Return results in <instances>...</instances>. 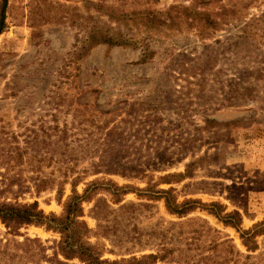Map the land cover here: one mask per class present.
Listing matches in <instances>:
<instances>
[{
  "label": "rangeland",
  "instance_id": "374dc122",
  "mask_svg": "<svg viewBox=\"0 0 264 264\" xmlns=\"http://www.w3.org/2000/svg\"><path fill=\"white\" fill-rule=\"evenodd\" d=\"M185 6L224 24L193 22ZM148 11L166 24L142 27ZM4 17L1 200L59 216L74 176L80 194L96 178L112 180L133 191L118 205L105 193L83 204L88 241L104 246L103 259L158 254L156 264H196L192 256L210 252L221 261L225 241L249 255L235 229L201 210L177 219L143 190L155 184L173 188L178 202L219 203L241 214L243 230L264 221V0H7ZM92 28L117 29L136 47L84 55ZM63 131L66 142L51 138ZM93 162L103 173L87 174ZM36 168L57 184L67 168L74 173L59 196L56 187L36 191ZM27 239L38 242L18 246ZM59 241L44 227L9 234L0 223L6 264H55Z\"/></svg>",
  "mask_w": 264,
  "mask_h": 264
},
{
  "label": "trees",
  "instance_id": "16d2710c",
  "mask_svg": "<svg viewBox=\"0 0 264 264\" xmlns=\"http://www.w3.org/2000/svg\"><path fill=\"white\" fill-rule=\"evenodd\" d=\"M7 7V0H0V35L4 32L6 28L5 24V11ZM185 16L189 17L193 22L198 21L203 22V26L206 25L208 28L215 30L224 24L221 15L218 18H211L213 15L204 11H192L190 6L183 7L180 9ZM136 13H133V16ZM106 15L109 17L114 16V12L106 10ZM216 17V16H213ZM142 27L152 29L160 28L161 25L166 24L165 20H161L152 11L146 12L144 16ZM177 18L171 20L172 24H178ZM179 20V19H178ZM214 33V32H213ZM135 38L120 33L117 29H107L103 31L101 28H92L89 34L88 46L84 51V55L99 45H107L108 47L121 46V47H136ZM144 61V60H142ZM59 138L57 142L68 140V132H53L52 137ZM20 156V155H19ZM70 159L75 160L76 157L72 156ZM94 168L87 170V174L95 176L102 172V168L98 167L95 162ZM105 165V164H104ZM62 168H60L61 171ZM37 172L36 180L37 183L34 187L37 192L48 190L49 188H57V193L59 196L62 194V189L64 184H67L68 175L73 174V168H67L63 175V180L57 184L54 174L50 173V178H43L39 173L41 168L35 169ZM106 173H117V172H107ZM179 176V175H178ZM82 178L80 176H74L72 181L68 183L71 187V195L62 204V213L59 216L54 214H45L39 209L38 203L34 202L31 204H19L10 203L0 198V223L6 228L9 234L17 233L22 227L25 226H38L44 227L47 231L57 232L60 235V241L57 244V251L54 255L56 260L55 264H62L57 258L62 257L66 261L78 260L82 264H156L159 260L163 259L158 254H149L141 256L139 258L133 257L128 260L120 261H109L103 259L105 253L104 246L99 243H90L88 239L94 232L87 226L86 222L82 220L84 217L83 204L85 202H92L94 198L99 193H105L109 196L110 202L112 204H120L124 196L133 191V188L129 186H118L112 180L104 179H94L91 182L86 183V187L83 189L82 193H78L77 186ZM165 181V180H164ZM181 182V181H180ZM178 183V182H177ZM163 184H171V182H163ZM155 184H150L146 188L150 191L146 198L150 200L163 201L166 212L170 216H174L177 219L186 218L189 214L195 212L196 210L205 211L210 216L216 218L225 227L235 229L242 243V246L246 248L249 255H242L240 252L235 250L232 246L231 241H225L222 245L225 246L224 253L222 254L221 261L219 256H210V252L207 254L199 253L197 257L191 258V263L196 262V264H260V261L264 257V221L259 224L253 225L248 230H243L241 228L243 218L238 211L226 212L223 205L219 203L204 204L200 200L187 199L182 202H178L173 188L167 190H157L154 188ZM8 189H11V184ZM4 193V190L0 191V196ZM177 227H181L183 224H176ZM212 229V228H209ZM263 237L261 242H258V238ZM37 243L38 240L27 239L25 244L18 245L21 247H29L33 243ZM215 247L217 245L216 242ZM30 250V248H28ZM257 255H251V253L258 252ZM9 253L8 244L0 245V264L5 263V254ZM14 257V255L12 254ZM16 256V255H15ZM241 258V261L239 260Z\"/></svg>",
  "mask_w": 264,
  "mask_h": 264
}]
</instances>
